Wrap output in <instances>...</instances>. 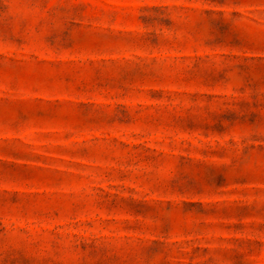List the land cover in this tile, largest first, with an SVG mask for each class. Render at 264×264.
Listing matches in <instances>:
<instances>
[{"label":"rangeland","instance_id":"1","mask_svg":"<svg viewBox=\"0 0 264 264\" xmlns=\"http://www.w3.org/2000/svg\"><path fill=\"white\" fill-rule=\"evenodd\" d=\"M0 264H264V0H0Z\"/></svg>","mask_w":264,"mask_h":264}]
</instances>
